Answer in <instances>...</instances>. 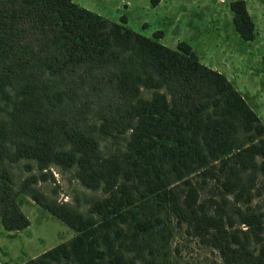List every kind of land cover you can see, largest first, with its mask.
<instances>
[{
  "label": "trees",
  "instance_id": "trees-1",
  "mask_svg": "<svg viewBox=\"0 0 264 264\" xmlns=\"http://www.w3.org/2000/svg\"><path fill=\"white\" fill-rule=\"evenodd\" d=\"M229 7L235 31L254 39L246 1L231 0ZM161 36L162 30L146 35L124 18L110 20L74 0H0V95L12 103L8 117L0 116L3 227L30 223L11 166L21 158L36 160L40 169L75 166L82 184L110 191L95 202L99 221L25 187L75 234L20 264H131L122 248L127 244L116 243L108 231L115 218L135 216L130 205L136 196L120 177L140 197L157 194L179 219L194 224L225 264H264L261 214L240 210L247 225L241 228L227 212L207 213L196 206L189 179L207 172L236 199L250 200L258 172L264 175V123L187 40L170 47ZM142 88L151 95L142 96ZM104 137L124 140V149L104 155ZM174 181L184 184L180 191L170 186ZM147 223L136 220L139 228Z\"/></svg>",
  "mask_w": 264,
  "mask_h": 264
},
{
  "label": "rangeland",
  "instance_id": "rangeland-1",
  "mask_svg": "<svg viewBox=\"0 0 264 264\" xmlns=\"http://www.w3.org/2000/svg\"><path fill=\"white\" fill-rule=\"evenodd\" d=\"M74 1L110 20L124 18L126 25L146 35L153 36L156 30H162L160 40L170 47H176L179 40H187L203 63L219 69L231 80L264 123V0H245L256 32L252 40L243 39L235 31L229 7L231 0H161L156 5H151L149 0ZM7 89L13 93L11 88ZM151 92L142 88L141 95L149 97ZM11 108V101L0 95V116L7 118ZM124 142L101 138V152L107 156L116 154L124 149ZM256 159L261 162L263 157ZM11 166L14 184L20 192L18 203L30 223L22 229L7 230L0 220V264L23 263L75 234L71 226L37 202L25 187L37 190L48 202L64 203L85 216L102 219V214L95 211V202L109 196L110 191L102 186L90 188L82 184L75 166L64 168L49 163L40 169L36 160L29 158H21ZM189 179L196 189L199 209L224 215L227 212L234 226L241 228L247 225L240 222V210L260 213L264 236L262 173L258 172L250 200L245 196L236 199L225 191L220 180L207 172H194ZM120 181H126L136 196L130 205L135 216L128 213L126 221L115 218L108 231L116 243L127 244L122 248L131 264H144L145 261L151 264H225L217 247L197 234L194 224L173 214L157 194L140 197L131 181L123 177ZM183 185L178 181L170 184L178 191ZM138 218L150 221L145 224L147 228L136 225ZM117 227L121 228L118 234ZM134 229L136 235L132 233Z\"/></svg>",
  "mask_w": 264,
  "mask_h": 264
},
{
  "label": "crops",
  "instance_id": "crops-1",
  "mask_svg": "<svg viewBox=\"0 0 264 264\" xmlns=\"http://www.w3.org/2000/svg\"><path fill=\"white\" fill-rule=\"evenodd\" d=\"M161 1V0H160ZM160 3V2H159ZM219 70V69H218ZM244 96V95H243ZM245 97V96H244Z\"/></svg>",
  "mask_w": 264,
  "mask_h": 264
}]
</instances>
